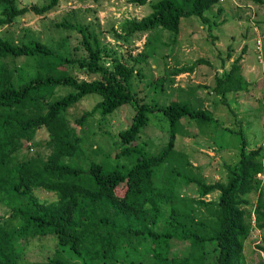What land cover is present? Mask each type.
<instances>
[{
  "label": "trees",
  "instance_id": "16d2710c",
  "mask_svg": "<svg viewBox=\"0 0 264 264\" xmlns=\"http://www.w3.org/2000/svg\"><path fill=\"white\" fill-rule=\"evenodd\" d=\"M127 2L142 6L150 0ZM218 2L156 0L149 4L147 15L123 20L119 32L109 31L123 41L135 33L146 34L144 46H148L154 29L175 38L181 18L193 16L208 28L214 25L205 13L213 8L220 13ZM57 3L46 0L39 7L18 8L15 0H0V26L27 11L43 15ZM55 26L80 35L68 53L55 52L36 37L17 43L0 36V205L6 212L0 215V264H18L24 243L46 236H52L55 245L45 258L47 264H245L244 241L253 229H264V189L259 186L264 172L262 146L246 149L239 134L238 157L224 165V180L205 182L188 156L174 149V140L184 136L187 123L198 129L209 125L210 113L188 97L163 106L142 102L131 91L132 79L140 78L133 60L124 63L112 56L110 64H104L102 41L92 27L76 21ZM19 59L35 62L33 76L22 82ZM239 59L214 78L212 91L222 103L228 93L249 87L240 74ZM200 63L207 61L175 66L165 71L163 80L172 84L176 75L190 73ZM77 74L97 78L79 79ZM60 87L69 91L59 95ZM87 94L99 100L73 119L76 126L95 112L106 115L132 104L130 122L117 132L111 155L114 160L129 159L127 164L74 163L73 158L81 155L80 137L68 129L64 113ZM155 113L166 120L167 139L157 152L148 154L135 139ZM40 128L47 133L48 153L17 157L21 149L36 145L34 136ZM231 132L238 134L240 129ZM35 189L51 193L53 200L40 202ZM252 193L255 202L248 207L247 195ZM211 194L215 197L205 198ZM177 245L183 252L172 254ZM258 248L264 253V247Z\"/></svg>",
  "mask_w": 264,
  "mask_h": 264
},
{
  "label": "rangeland",
  "instance_id": "374dc122",
  "mask_svg": "<svg viewBox=\"0 0 264 264\" xmlns=\"http://www.w3.org/2000/svg\"><path fill=\"white\" fill-rule=\"evenodd\" d=\"M155 1L136 6L127 0H58L56 7L43 15L27 11L16 17L11 24L0 26V36L17 43L36 37L52 46L55 52L68 53L71 46L78 44L80 35L74 30L56 27L55 23L76 21L89 25L99 33L105 53L102 60L104 64H110L112 56L124 63L132 60L136 63L134 71H139L140 78L132 79L131 91L142 102L163 106L172 101H186L188 97L210 113L212 121L209 125L198 129L191 124L193 122L185 124L190 133L189 138L177 135L174 149L188 156L205 182L223 181L224 165L234 163L238 157L239 134L245 141L246 149L262 146L264 153V0H218L220 13H217L216 8L205 13L210 22L215 21L214 25L210 24L208 28L207 24L193 16L181 18L175 38L166 31L154 29L150 32L148 46H144L146 34L143 33H135L125 41L111 35L109 29L119 32L118 26L123 20H138L147 15L150 12L149 4ZM45 2L15 0L18 8L32 5L39 7ZM256 40L260 43V59L254 52ZM62 41L63 47L57 48ZM142 53L152 55L142 57ZM236 57H240L237 65L249 87L246 91L228 93L222 103L212 91L214 78L228 69ZM197 59L206 60L207 64H196L192 72L173 78L172 84L163 80L165 71L175 66L188 65ZM19 63L22 82L33 76L35 62L19 59ZM77 75L79 79L85 80L97 78V75ZM159 83L163 85L162 89ZM67 91L69 88L60 87L57 94ZM98 100L97 95L87 94L64 113L68 129L80 137L81 155L73 158V161L81 167L90 160L108 167L115 163L127 164L129 159L120 157L114 160L111 155L116 148L113 141L118 140L117 132L126 128L130 122L133 112L131 103L121 105L106 115L95 112L82 126L73 124L74 118L90 110ZM149 118L135 140L146 153L153 154L167 139V123L159 113L149 115ZM227 129H240V133ZM46 140V131L38 129L34 136L36 145L28 151L21 149L17 157L35 152L45 156L48 153ZM259 186L264 189V172L259 175ZM33 194L40 202H49L54 198L42 189L33 190ZM214 197L215 194L205 196L206 199ZM247 199L248 207H252L255 194L247 195ZM5 213L0 205V215ZM54 246L52 236L29 239L24 243L18 264H47L45 258L53 254ZM179 246L171 253H182L183 249H179L182 246ZM258 247H264V229H253L244 241L245 264H264V253Z\"/></svg>",
  "mask_w": 264,
  "mask_h": 264
},
{
  "label": "built area",
  "instance_id": "2783aa9c",
  "mask_svg": "<svg viewBox=\"0 0 264 264\" xmlns=\"http://www.w3.org/2000/svg\"><path fill=\"white\" fill-rule=\"evenodd\" d=\"M260 51H261L260 43H259V41L256 40L255 43H254V52L256 53V57L258 59H260Z\"/></svg>",
  "mask_w": 264,
  "mask_h": 264
},
{
  "label": "crops",
  "instance_id": "0c3cea01",
  "mask_svg": "<svg viewBox=\"0 0 264 264\" xmlns=\"http://www.w3.org/2000/svg\"><path fill=\"white\" fill-rule=\"evenodd\" d=\"M180 66H181V65H180ZM182 74H186V75H187L188 73H182ZM182 74H179V75H182ZM179 75H176V76H179ZM242 75H243V74H242ZM176 76H175V77H176ZM175 77H174V78H175ZM176 79H177V77H176ZM186 130H187V131H186V133L184 134L183 138H189V134H190V133H189V131H188V127L186 128ZM179 137H180V136H179ZM180 138H182V136H181Z\"/></svg>",
  "mask_w": 264,
  "mask_h": 264
}]
</instances>
